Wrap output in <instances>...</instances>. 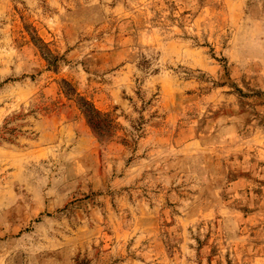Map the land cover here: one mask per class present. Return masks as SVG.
<instances>
[{"label": "rangeland", "instance_id": "obj_1", "mask_svg": "<svg viewBox=\"0 0 264 264\" xmlns=\"http://www.w3.org/2000/svg\"><path fill=\"white\" fill-rule=\"evenodd\" d=\"M0 264H264V0H0Z\"/></svg>", "mask_w": 264, "mask_h": 264}, {"label": "trees", "instance_id": "obj_2", "mask_svg": "<svg viewBox=\"0 0 264 264\" xmlns=\"http://www.w3.org/2000/svg\"><path fill=\"white\" fill-rule=\"evenodd\" d=\"M91 120V119H90Z\"/></svg>", "mask_w": 264, "mask_h": 264}]
</instances>
